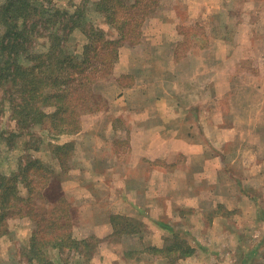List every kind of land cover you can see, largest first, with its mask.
I'll use <instances>...</instances> for the list:
<instances>
[{
  "label": "crops",
  "instance_id": "1",
  "mask_svg": "<svg viewBox=\"0 0 264 264\" xmlns=\"http://www.w3.org/2000/svg\"><path fill=\"white\" fill-rule=\"evenodd\" d=\"M175 27L173 38L178 26ZM148 39L150 35H144L142 42L146 45ZM223 41L213 45L215 54L208 49L201 58L183 61L176 59L172 45L161 78L149 80L144 75L146 64L142 52L133 60V52L127 56L124 51L116 67L117 75H133L135 81L123 100L124 119L130 127L123 131L127 144L122 156L126 155V160L123 163L120 155L118 160L113 159L117 165L114 173L121 174L120 183L107 199L111 203L108 222H98L94 235L89 237L103 240L112 236L114 227L110 218L117 216L138 221L149 231L140 229L106 245L105 251L110 252L107 255L114 256L115 261L126 262V253L136 251L140 254L139 261L132 257L128 260L130 264L144 261L146 264H264V199L254 192L260 177L256 182L252 176L237 171L259 165L240 162L241 148L228 146L234 138L242 137L239 133L242 130H258L259 116L249 125L239 127L240 113L223 112L225 100L216 102L205 96L212 88L215 63L227 58V50L221 49L227 53L222 52V56L215 50L226 46ZM160 53L163 55L162 49ZM154 57H157L155 53ZM137 67L142 68L137 70ZM167 77L172 78L173 88L167 87L170 84L164 81ZM150 85L161 91L148 100L142 88L147 90ZM195 88L198 97L193 94ZM162 99H170V114L160 111ZM229 101L234 104L233 100ZM254 121H257L255 125ZM79 174L85 178L101 176L93 171L80 170ZM261 179L264 181V177ZM151 232L156 241H149ZM164 238L170 241L168 246ZM180 243L191 252L181 256L182 251L177 250ZM120 248L122 255L111 254L114 253L111 250ZM169 248L172 251L166 252ZM151 253L155 254L154 258ZM102 257L109 263V257L104 254ZM146 257L150 258L145 260Z\"/></svg>",
  "mask_w": 264,
  "mask_h": 264
},
{
  "label": "rangeland",
  "instance_id": "2",
  "mask_svg": "<svg viewBox=\"0 0 264 264\" xmlns=\"http://www.w3.org/2000/svg\"><path fill=\"white\" fill-rule=\"evenodd\" d=\"M6 1L0 0V4ZM52 1L60 12L67 11L73 14L80 10L81 13H86L82 27L77 28L70 37L71 49H77L79 56L82 55L84 46L89 42L88 37L84 35V32L90 30L87 19L93 24V28L106 33L105 38L119 41L118 31L107 24L105 15L99 14L98 11L95 12L94 5L100 0ZM181 4H187V7ZM160 6L165 8H159L156 13L145 20L139 41L123 44L119 51V61L111 75L97 82L91 105L82 107L80 115L82 128L79 133L59 136L50 130L51 126L46 122L45 125L34 128L31 136L16 138L18 147L16 146L15 149H9L4 142H0V172L2 174L9 176L13 171L17 172L20 159L26 161L27 157L38 159L45 166L50 167L51 171L60 175L62 171L63 174L68 172L66 178L68 180L62 184V192L75 210L72 232L78 240L94 235L93 230L98 222H108L107 213L111 203L107 199L113 188L118 186L116 184L120 183L118 180L121 179V174L114 173L115 166H117L114 160H118L119 155L124 158H121L123 163L126 160V155L122 156L126 150L125 144H127L123 131H128L130 127L129 122L124 119L126 118V106L123 100L126 90L133 87L135 81L133 75L116 74V67L124 51H127V56L129 52H133V60L138 59L136 54L141 55V52L144 54L147 70L144 69V75L149 76L150 80L156 77L161 78L163 75L162 71L166 68L172 45L175 47L176 59L183 61L189 58H201L204 50L208 49L215 54L213 45L224 40L226 46L222 45L220 49L215 47V50L221 52V56L222 52L223 54L228 53L227 58L225 61L217 60L215 63L211 76L212 88L205 96L216 102L225 100L222 104L223 112L240 113L241 118L237 122L239 127L249 125L248 123L252 122L255 116H259L258 127H256L258 130H242L239 132L243 134L242 137L234 138L228 146L241 148L242 153H239L238 158L240 162L251 161L252 166L254 163L259 165L249 170L237 168V171L241 175L245 173L252 176L256 182L260 177L259 186H256L257 189H254V192H258L259 197L264 199V190H262L264 181L261 179L264 177V0H163ZM175 25L178 28L173 38ZM147 34L150 35V39L145 45L142 41L143 36ZM153 49L154 52H152ZM161 49L163 55L160 53ZM221 49L227 50V53ZM154 53L157 55L156 58ZM141 68L137 67V70ZM164 81L170 82L167 85L170 89L172 78L167 77ZM145 89L146 87L142 88V91L147 92L148 100L150 96L161 91L155 85L147 86V90ZM196 89L193 94L198 97ZM1 96L0 93V100ZM135 98L138 104V96ZM162 100L160 111L170 114L172 112V105L168 101L170 99ZM229 100H233L234 104H230ZM7 108L6 105L4 113L1 111L0 114L1 128L4 131H15L16 123L11 120V112ZM50 108L47 106L48 110H51ZM255 123L257 121H254V125ZM25 142L27 146L24 145ZM66 144L73 146L61 152L62 156L69 157V162L62 170L59 160L55 158L56 155H60L56 147ZM118 148L120 150L117 152ZM80 170L89 173L93 171L100 173L101 176L94 175L92 178L89 175L90 177L85 178L79 174ZM37 173L34 171L30 174L36 180V184L44 180L43 175ZM42 209L47 210L44 207ZM15 212L16 215L9 214L7 218L9 235L0 239V264H37V262H30L29 257L25 255L28 253L27 245L32 234L37 230V224L29 217ZM136 228L137 230L143 229L144 232L149 231L147 227L141 225H137ZM148 238L150 242L156 241L153 233L149 234ZM106 239H99L102 242L98 244L97 253L92 258L88 259L76 252H66L62 258L69 259V264H130L128 259L121 263L113 260L114 256L107 255L109 251H105L106 245L116 238ZM163 241L167 246L170 244V241H165V238ZM111 251L114 252L111 254L122 255L123 253L122 248ZM48 252V257L54 261L61 258L56 251ZM102 254L109 257V263L103 259ZM151 255V258L155 257L154 253ZM132 257L139 259L140 254L136 253ZM149 258L146 257L145 260ZM138 264L141 263L138 262ZM142 264H146L145 261Z\"/></svg>",
  "mask_w": 264,
  "mask_h": 264
},
{
  "label": "trees",
  "instance_id": "3",
  "mask_svg": "<svg viewBox=\"0 0 264 264\" xmlns=\"http://www.w3.org/2000/svg\"><path fill=\"white\" fill-rule=\"evenodd\" d=\"M162 1L100 0L94 5L95 12L105 15L107 24L118 31L119 41L105 38L106 33L93 28L87 19L90 30L84 35L89 42L82 57L77 49H71L70 37L82 27L85 12H60L52 0H7L0 4V114L7 105L11 120L16 123L15 131H4L0 122V142L15 149L16 138L31 136L34 128L46 122L56 135L79 133L82 107L91 105L97 82L111 75L125 42L139 41L145 20L161 8ZM70 146L73 145L56 147L60 155L55 158L62 170L69 157L61 152ZM34 171L43 175L42 182L36 184L30 176ZM67 174L53 172L32 157L26 161L20 159L18 171L9 176L0 172V239L9 235V214L16 215L17 211L32 219L37 230L25 253L32 263L69 264V259L62 258L66 252H76L89 259L102 242L95 236L83 240L74 237L75 210L62 192ZM110 220L114 233L108 240L121 241L133 232L138 233L137 221L120 216ZM177 246L181 256L191 252L181 243ZM50 250L61 258L58 261L49 258ZM171 251L169 248L166 252ZM136 253L130 251L125 258L129 260Z\"/></svg>",
  "mask_w": 264,
  "mask_h": 264
}]
</instances>
